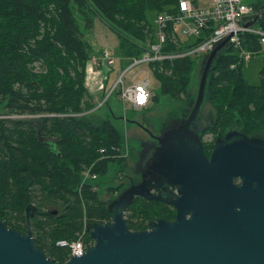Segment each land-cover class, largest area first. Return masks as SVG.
<instances>
[{
	"label": "trees",
	"instance_id": "obj_1",
	"mask_svg": "<svg viewBox=\"0 0 264 264\" xmlns=\"http://www.w3.org/2000/svg\"><path fill=\"white\" fill-rule=\"evenodd\" d=\"M178 1L0 0V219L25 232L24 209L33 203L32 232L40 249L55 262L68 256L56 240L74 239L85 222L112 217L100 194L106 187L95 181L109 161L119 163H114L118 170L127 169L121 162L125 157L111 154L110 147L122 146L128 138L111 117L91 111L95 102L84 75L94 49L83 33L92 26L93 13H98L116 33V51L128 64L145 48L146 43L141 46L138 41L152 36L155 15L176 12ZM256 25L264 30V10ZM240 37L247 50L262 52L258 83L247 82L243 60L239 62L236 49L226 45L208 70L196 119L207 116L223 129L234 124L264 138V46L257 33L244 31ZM163 46L162 52L188 47ZM196 57L188 54L146 64L160 90L185 99L188 111L203 66V58ZM87 167L96 179L84 177ZM122 185L121 181L118 187L107 186L110 196ZM142 207L139 199L128 205L125 220L131 229H141L147 221L149 213L141 214ZM85 236L91 239L88 233Z\"/></svg>",
	"mask_w": 264,
	"mask_h": 264
},
{
	"label": "water",
	"instance_id": "obj_2",
	"mask_svg": "<svg viewBox=\"0 0 264 264\" xmlns=\"http://www.w3.org/2000/svg\"><path fill=\"white\" fill-rule=\"evenodd\" d=\"M257 20L254 16L241 25L252 27ZM229 37L202 57L197 93L188 115L178 128L156 136L159 146L150 165L157 169L163 162L172 167L175 179L165 183L177 187L165 200L182 212L191 210L197 215L186 218L181 212L183 216L178 214L172 222L157 218L148 223L147 229H131L125 220L127 205L139 195L161 198L159 194L151 196L141 184L133 185L107 203L111 219L86 223L92 243L81 255L55 262L36 242L29 223L36 206L28 203L24 209L25 232L0 219V264H209L205 257H192L188 249L185 229L192 218L229 227L233 235L239 236L237 264H264V138L240 133L228 142L229 134L226 140L218 137L208 158L202 151L200 135L189 128L203 101L211 63Z\"/></svg>",
	"mask_w": 264,
	"mask_h": 264
},
{
	"label": "built area",
	"instance_id": "obj_3",
	"mask_svg": "<svg viewBox=\"0 0 264 264\" xmlns=\"http://www.w3.org/2000/svg\"><path fill=\"white\" fill-rule=\"evenodd\" d=\"M261 11L253 5L246 4L242 0H205L204 4H199L198 0H179L176 12L162 11L155 15L153 20L154 31L150 32L151 37L147 38L146 45L140 56H132L129 58V63L126 68L118 74L109 92L118 91L117 95L122 101H128L135 108H144L152 96L151 90L148 87L149 78L144 75L140 79L136 75H132L127 82L125 81V73L129 68L137 66L141 63L148 64L149 62L162 59L174 58L184 55H199L210 51L216 43L220 42L227 35H230L227 45H231L236 49L241 60L250 58L252 52L247 50L241 41L240 34L244 31L257 33L260 36V41L264 46V30L254 25L244 27L241 25L243 20L259 18ZM203 31H206L203 32ZM205 34L206 36H201ZM204 37L192 44L195 38ZM171 43L174 46H188L184 50H176L174 52H162L163 45ZM113 49L102 48L100 53L89 58V61L102 69L103 65L113 66L117 61H120ZM122 62V61H120ZM235 63H231L230 67H235ZM147 66V65H146ZM87 67V65H86ZM147 70H149L147 68ZM150 71V70H149ZM102 74V72H101ZM98 78L97 88L104 91L103 76ZM102 93V94H103ZM111 154L116 156H124L122 146L111 145ZM101 152H105L106 148L101 147ZM85 178H96V173H90V168L87 167L84 171ZM87 232L86 222L81 231H78L76 238L58 239L55 244L59 247L66 248L68 256L81 255L92 239L86 240L85 233Z\"/></svg>",
	"mask_w": 264,
	"mask_h": 264
},
{
	"label": "flooded vegetation",
	"instance_id": "obj_4",
	"mask_svg": "<svg viewBox=\"0 0 264 264\" xmlns=\"http://www.w3.org/2000/svg\"><path fill=\"white\" fill-rule=\"evenodd\" d=\"M184 103L185 102H183L181 106L182 113L178 119L174 118L170 124H163L162 127L157 129H153L149 125L146 127L142 122V119H135L136 121L134 122L131 121L132 124L135 125L132 132L135 136L134 140L138 141V149L130 150L129 156L131 155L132 158L130 161L128 157L121 160V162L127 163V171L123 170L122 177H120L122 178L120 180L123 182V185L113 192L114 196H111V198H109L110 196L108 197L109 199H107V203L114 199L117 193L122 189L137 184H141L143 189L148 188L151 196L159 194L161 198L153 197L152 199H146L139 195L132 201L134 202L136 199H139L143 206L142 209H140V213H149L148 218H146L147 221L143 224L141 229L149 228L148 223L157 218L172 222L176 220L178 214L180 216L185 215L184 217L186 218L198 214L191 210L182 212V210H178L177 205H173L165 200V198L169 197L172 192H175L177 187V184L167 186L165 183L167 179H175V173L172 172V167L169 164L164 165L163 162L157 169H153L152 166H150L152 159L154 158V151H156L159 146L158 140L155 139L156 136H160L167 130L176 129V127L178 128L179 125L183 123L182 121L186 119L188 115V107ZM203 115L206 114L204 113ZM206 119L207 116H204L203 119L201 118L200 121L194 119L190 123L189 128L200 135L199 138H201L202 142V151L208 158L211 156L212 149H214L218 137L226 140L227 137H225V135L229 134L227 140L229 142L236 140L240 133H244L246 136H255V134H247L244 131L242 132V130L237 128L234 124L227 125L223 129L221 126L214 124L212 121H207ZM206 135H209L208 138L204 137ZM155 184L159 186L156 188L154 187ZM181 212L183 215H181ZM141 229L138 230L141 231ZM185 230L188 232L186 240L192 257H205L209 264H237V240H239V236L236 234L233 235V230L229 227L220 224H206L192 218L188 219L187 228ZM234 233H236V230Z\"/></svg>",
	"mask_w": 264,
	"mask_h": 264
},
{
	"label": "rangeland",
	"instance_id": "obj_5",
	"mask_svg": "<svg viewBox=\"0 0 264 264\" xmlns=\"http://www.w3.org/2000/svg\"><path fill=\"white\" fill-rule=\"evenodd\" d=\"M244 1L248 2L247 0ZM198 2L199 4H204L205 0H198ZM104 21L105 20H103L98 13L94 12L93 22H91L92 26L83 33L85 39H87L91 43L93 47L92 49H94L93 53L89 56V58H92L96 56L98 53H100L102 48L113 49L115 53L119 49L118 48L119 40L117 35H115L116 33L112 31V29H110V27L108 26L107 22ZM146 41L145 42L138 41V43L141 46H144ZM116 54L120 56L118 52ZM204 54L205 53L199 54L197 55L196 58L199 60L204 56ZM261 55H262L261 51L259 52L254 51L252 55H250L251 56L250 58L243 60L241 70L247 82L249 83L256 84L259 81V68L262 63ZM88 63L89 66H95L90 61ZM116 63L117 64L113 66L103 65L102 69L100 68L101 72H103L105 75L103 77V82H104L103 88L104 91L106 90L107 91L106 93L100 91V94L98 96L96 95L97 98L96 96H94V94L91 93L92 100L95 102V106L93 109H91V111L93 115L112 118L115 127L120 129L122 133L125 135V137H127L129 140L128 142V140L125 139L126 141L122 144V148H123L122 154H124V157H128L130 159L131 157V155L129 156L130 150L138 149V141L134 140L135 136L132 132V129H134L135 125H133L130 120L142 119V122L146 125V127L147 125H149L151 126V128L157 129L159 127H162L163 124L165 125L170 124L174 120V118L178 119L181 116L182 113L181 106L183 104L182 102L185 99L175 98L169 94L163 93L160 90V87L158 86L156 79L153 77L150 71L147 70L146 63H141L127 70V72L125 73L126 74L125 81L127 82V80L134 74L136 75L137 79H140L144 75H147V77L150 80L148 87L152 92L153 98L150 99L151 106L149 108L133 107L128 101H122V99H120L117 93H115L114 91L108 93L110 87H112L113 83L115 82L118 74H120V72L122 73V71L127 67L126 63L119 64V61H117ZM87 68H88V64L86 69ZM193 72L195 77V71ZM18 117H25V116L22 115ZM208 136L209 135H206L204 137L208 138ZM114 163L117 162L109 161L107 166L108 169L104 173L99 174L97 179L95 178L96 179L95 181L99 182L100 188L106 187L102 189L100 192V194L103 195V198L105 199L111 198L109 194L110 191H108L107 186L118 187L121 183L120 179L122 178L120 177H122L123 170H118L116 167L117 165ZM126 214L127 213L125 212V216Z\"/></svg>",
	"mask_w": 264,
	"mask_h": 264
},
{
	"label": "crops",
	"instance_id": "obj_6",
	"mask_svg": "<svg viewBox=\"0 0 264 264\" xmlns=\"http://www.w3.org/2000/svg\"><path fill=\"white\" fill-rule=\"evenodd\" d=\"M244 3L246 4H250L253 5L254 7H256L257 9H259L260 11L264 10V0H247L248 2H245L244 0H242ZM255 27H257V25H254ZM122 62L119 61V64H121ZM101 74V70L100 68L95 65V66H89L86 69V74L85 76V84L88 87L87 89H89V92L94 94V96H98L100 94V89H98L97 84H98V78L100 77ZM103 72H102V76H103ZM152 93V92H151ZM96 96V98H97ZM105 96V94H104ZM152 97V96H151ZM151 97L149 98V102L147 104L146 107L144 108H149L151 106ZM97 178V177H96ZM87 223V222H86ZM88 233V230H87Z\"/></svg>",
	"mask_w": 264,
	"mask_h": 264
},
{
	"label": "bare ground",
	"instance_id": "obj_7",
	"mask_svg": "<svg viewBox=\"0 0 264 264\" xmlns=\"http://www.w3.org/2000/svg\"><path fill=\"white\" fill-rule=\"evenodd\" d=\"M86 237V236H85ZM87 239V238H86Z\"/></svg>",
	"mask_w": 264,
	"mask_h": 264
}]
</instances>
